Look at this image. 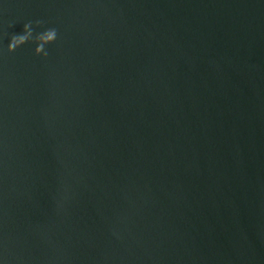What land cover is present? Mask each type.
I'll use <instances>...</instances> for the list:
<instances>
[{
    "label": "water",
    "instance_id": "1",
    "mask_svg": "<svg viewBox=\"0 0 264 264\" xmlns=\"http://www.w3.org/2000/svg\"><path fill=\"white\" fill-rule=\"evenodd\" d=\"M0 264H264V0H0Z\"/></svg>",
    "mask_w": 264,
    "mask_h": 264
}]
</instances>
